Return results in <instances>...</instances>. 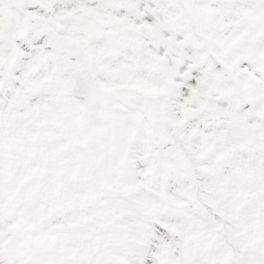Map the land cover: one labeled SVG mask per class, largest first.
I'll list each match as a JSON object with an SVG mask.
<instances>
[{
  "label": "snow or ice",
  "instance_id": "snow-or-ice-1",
  "mask_svg": "<svg viewBox=\"0 0 264 264\" xmlns=\"http://www.w3.org/2000/svg\"><path fill=\"white\" fill-rule=\"evenodd\" d=\"M0 264H264V0H0Z\"/></svg>",
  "mask_w": 264,
  "mask_h": 264
}]
</instances>
